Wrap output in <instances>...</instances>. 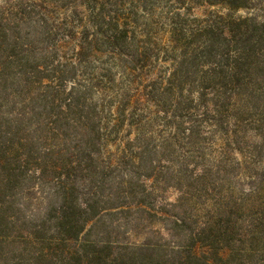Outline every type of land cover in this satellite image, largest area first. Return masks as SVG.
<instances>
[{
	"label": "trees",
	"instance_id": "1",
	"mask_svg": "<svg viewBox=\"0 0 264 264\" xmlns=\"http://www.w3.org/2000/svg\"><path fill=\"white\" fill-rule=\"evenodd\" d=\"M0 264H264V0H0Z\"/></svg>",
	"mask_w": 264,
	"mask_h": 264
},
{
	"label": "rangeland",
	"instance_id": "2",
	"mask_svg": "<svg viewBox=\"0 0 264 264\" xmlns=\"http://www.w3.org/2000/svg\"><path fill=\"white\" fill-rule=\"evenodd\" d=\"M178 194L177 192H175L174 190H170L167 192L166 194V198L170 201V202H175V200L177 199ZM189 224H193V223H189Z\"/></svg>",
	"mask_w": 264,
	"mask_h": 264
}]
</instances>
